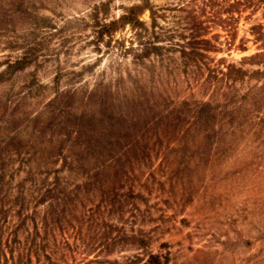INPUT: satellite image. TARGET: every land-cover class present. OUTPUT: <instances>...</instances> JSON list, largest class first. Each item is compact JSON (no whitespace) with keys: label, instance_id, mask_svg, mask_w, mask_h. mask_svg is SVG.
I'll use <instances>...</instances> for the list:
<instances>
[{"label":"rangeland","instance_id":"obj_1","mask_svg":"<svg viewBox=\"0 0 264 264\" xmlns=\"http://www.w3.org/2000/svg\"><path fill=\"white\" fill-rule=\"evenodd\" d=\"M130 7L143 26L116 30L122 48L96 44L94 20ZM242 7L0 0V250L13 240L18 264H264V61L242 60L264 51L250 32L264 6ZM190 8L210 44H185ZM230 14L228 33L214 19ZM139 42L157 48L140 57Z\"/></svg>","mask_w":264,"mask_h":264},{"label":"trees","instance_id":"obj_2","mask_svg":"<svg viewBox=\"0 0 264 264\" xmlns=\"http://www.w3.org/2000/svg\"><path fill=\"white\" fill-rule=\"evenodd\" d=\"M225 2H227V5L229 7H234V6H243L242 8L245 7H253V8H258L259 6H264V0H225ZM242 10V9H239ZM188 15L192 16L191 19H189L188 23H190L192 25V27H194V31L191 35V37L185 41V44H191L192 42H194L195 40H201L203 41V44H210L208 39H205L203 37H205L204 33H196V29L197 27H201L203 26V21L200 20V16L195 14V12L193 11V9H188ZM215 18V17H212ZM95 19V26H96V35H95V43L99 44L100 41H102L104 38H107V40H105L106 46H110L112 41H114V44H116L118 47H123V41H119L117 37H114V33L116 32V30H118L120 27H124V25L126 23L132 25V27L136 26V27H142L144 24V21H141L137 16H135V8L134 7H130L128 8V14H122L120 15L118 18H114L109 22H100V20ZM214 20H217L218 22H221L224 24L221 25L223 26V29L226 30L228 33L232 32V28H231V24L232 21L234 20V17L232 16V14L227 15L226 17H219L216 18ZM206 27V26H204ZM250 32L252 33V35L254 36L255 41H260L261 43H264V23L260 22V23H255L252 24L250 26ZM138 36V40L141 37V32H137L136 34ZM232 36V38L234 37V34L231 33L230 34ZM218 35H215V37H217ZM142 46L141 49V53H138V55L141 56H146L151 49L153 48H157L155 47V45H149V44H144L143 42H139V47ZM213 48L215 47L214 45H211ZM133 47H124L123 51L127 52L129 50H131ZM192 49V48H191ZM193 50V49H192ZM252 60L255 62H262L264 61V51H258L255 52L253 54H250L248 56H244L242 57V60ZM235 68V69H234ZM220 73L222 75H225L227 77H229L234 71L239 72L240 74H244L245 71L243 69L240 68H236L233 65H227L226 66V70L222 71V69H219ZM238 75V76H239ZM14 241L13 240H9L7 241V238L2 241V247H1V255L4 261L6 262L5 264H18V260L17 257L15 255L14 252V247L12 245ZM19 251V250H18ZM28 261H31L30 259Z\"/></svg>","mask_w":264,"mask_h":264}]
</instances>
